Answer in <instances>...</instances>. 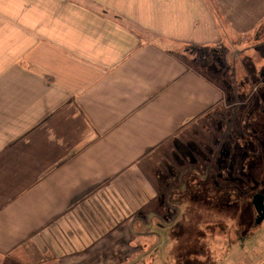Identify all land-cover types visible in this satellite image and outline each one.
<instances>
[{
	"label": "crops",
	"instance_id": "crops-1",
	"mask_svg": "<svg viewBox=\"0 0 264 264\" xmlns=\"http://www.w3.org/2000/svg\"><path fill=\"white\" fill-rule=\"evenodd\" d=\"M261 25L264 0H0V264H126L149 167L228 99L194 49Z\"/></svg>",
	"mask_w": 264,
	"mask_h": 264
},
{
	"label": "rangeland",
	"instance_id": "rangeland-1",
	"mask_svg": "<svg viewBox=\"0 0 264 264\" xmlns=\"http://www.w3.org/2000/svg\"><path fill=\"white\" fill-rule=\"evenodd\" d=\"M253 37L218 50L194 49L198 65L209 60L206 74L226 86L228 99L149 167L158 200L141 212L126 264H236L245 254L248 262L253 253L261 257L251 251L264 236L253 204L264 196V33ZM238 249L244 254L235 259Z\"/></svg>",
	"mask_w": 264,
	"mask_h": 264
},
{
	"label": "water",
	"instance_id": "water-1",
	"mask_svg": "<svg viewBox=\"0 0 264 264\" xmlns=\"http://www.w3.org/2000/svg\"><path fill=\"white\" fill-rule=\"evenodd\" d=\"M253 204L258 214L257 222L261 223L264 221V196L257 195L254 197Z\"/></svg>",
	"mask_w": 264,
	"mask_h": 264
}]
</instances>
